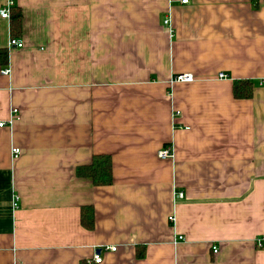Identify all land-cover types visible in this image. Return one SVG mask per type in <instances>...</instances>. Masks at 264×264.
Masks as SVG:
<instances>
[{
	"label": "crops",
	"instance_id": "1",
	"mask_svg": "<svg viewBox=\"0 0 264 264\" xmlns=\"http://www.w3.org/2000/svg\"><path fill=\"white\" fill-rule=\"evenodd\" d=\"M13 1L24 45L0 14V264H264V0ZM96 154L112 184L78 175Z\"/></svg>",
	"mask_w": 264,
	"mask_h": 264
},
{
	"label": "trees",
	"instance_id": "2",
	"mask_svg": "<svg viewBox=\"0 0 264 264\" xmlns=\"http://www.w3.org/2000/svg\"><path fill=\"white\" fill-rule=\"evenodd\" d=\"M257 3V0H254ZM256 6V5H254ZM13 15L12 35L14 38L21 32L22 27V12L21 9L12 8L11 16ZM9 61L8 49L0 48V64H7ZM234 96L237 98H249L254 93V83L248 79H236L233 85ZM77 173L81 177H87L95 185H109L113 183V165L109 155L96 154L90 164L80 165L77 168ZM82 224L87 228L94 226V208L92 206H84L81 215ZM81 264H93L88 261H82Z\"/></svg>",
	"mask_w": 264,
	"mask_h": 264
},
{
	"label": "built area",
	"instance_id": "3",
	"mask_svg": "<svg viewBox=\"0 0 264 264\" xmlns=\"http://www.w3.org/2000/svg\"><path fill=\"white\" fill-rule=\"evenodd\" d=\"M183 3H187L188 0H182ZM14 6V1L13 0H8L6 2V4H4V6H2V8L0 9V14L3 18H10L11 17V10ZM165 24L166 25H170L171 24V18L170 16L166 17L165 19ZM24 45L23 41L17 38H12V40L10 41V46H16V47H22ZM2 73L5 75H9L11 73V68L10 67H6L2 70ZM220 78H224V77H228V74L225 72H220L219 74ZM175 81H180V82H191L194 80V76L192 73H179L174 77ZM7 122L4 120H0V127L6 126ZM21 148L19 147H15L13 148V152L14 155L17 157L20 153H21ZM158 156L160 158H169V157H173L174 156V152L171 146L166 145L164 147H162L159 151H158ZM185 194L183 191H177L176 192V198H184ZM18 202L17 200L14 201V206H17ZM170 221H175V216L171 215L169 216ZM183 236H180V239H182ZM261 246V242L258 243ZM117 247L116 246H111V250H116ZM213 252L216 254L219 251V247L217 245L213 246ZM103 261V257L101 256V254H95L94 255V262L99 264Z\"/></svg>",
	"mask_w": 264,
	"mask_h": 264
}]
</instances>
